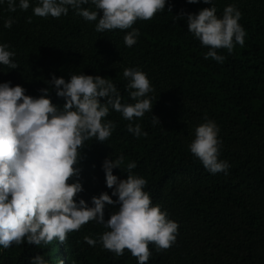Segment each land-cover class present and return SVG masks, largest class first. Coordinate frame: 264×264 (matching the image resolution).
<instances>
[{"label":"trees","instance_id":"1","mask_svg":"<svg viewBox=\"0 0 264 264\" xmlns=\"http://www.w3.org/2000/svg\"><path fill=\"white\" fill-rule=\"evenodd\" d=\"M29 4L27 11L10 12L7 0H0V44L15 53L12 61L18 65L0 64V83L20 85L25 95L38 97L40 89L51 88L53 75L65 81L73 74L98 75L111 80L122 103H135L123 70L138 68L153 89L147 94L151 112L131 121L147 136L128 132L130 122L110 107L105 120L115 124L111 136L104 143L94 138L85 142L77 165L83 188L77 202L84 199L91 206L92 196H111L102 164L105 158L123 156L113 174L126 179L127 164L135 162L132 173L147 181L144 191L153 205L179 226L170 248L158 251L149 244L147 264H264V0H166L152 19L103 32L95 30L98 21H86L71 7L59 18L38 17L32 12L38 0ZM229 5L241 12L245 43L234 44L231 53L217 50L225 57L222 63L205 59L209 49L187 30L186 14L214 6L221 18ZM83 7L95 10L91 2ZM9 18L14 22L5 28ZM133 29L139 35L128 47L124 36ZM49 96L62 108L65 101L55 90ZM152 115L159 123H153ZM205 120L219 128V159L230 164L227 174L210 173L190 152L195 129ZM116 208L105 205L104 219ZM107 230L90 221L70 232L63 244L54 239L41 246L26 240L7 249L0 246V264H31L36 255L47 264H138L127 249L116 256L100 243L90 246L84 240L98 241Z\"/></svg>","mask_w":264,"mask_h":264},{"label":"clouds","instance_id":"2","mask_svg":"<svg viewBox=\"0 0 264 264\" xmlns=\"http://www.w3.org/2000/svg\"><path fill=\"white\" fill-rule=\"evenodd\" d=\"M89 2L95 10L83 7ZM165 3L166 0H38L32 12L38 17L59 18L67 15L71 7L86 21H98L95 30L103 32L130 29L137 20H150L165 8ZM203 3L210 4V0ZM7 5L10 12L17 8L27 11L30 7L29 0H19L18 4L17 0H7ZM216 11L211 6L196 14H186V25L208 47L205 59L222 63L225 57L218 55L217 50L227 49L231 53L234 44L243 46L246 32L239 24L241 12L234 5L225 7L221 18ZM13 22L11 18L5 20L4 27L10 28ZM27 22L31 23V17ZM138 35L135 29L128 32L125 45L133 46ZM8 49L7 44H0V64L16 69L18 65L12 61L15 53ZM123 76L129 81L127 88L135 103H122L111 80L98 75L73 74L67 81L53 75L48 81L51 88L40 89L38 97L25 95L26 90L20 85L0 83V246L7 249L25 240L41 246L54 239L63 244L70 232L90 221L108 230L98 241L85 236L88 245L100 243L116 256L127 249L138 264H147L151 255L149 244L159 251L175 243L179 226L160 205H153L149 193L144 191L147 181L132 173L135 162L127 164L126 179L113 174L112 170L120 169L124 162L123 156L115 160L105 158L102 164L111 196L106 192L92 196L91 206L84 199L76 200L83 191L77 167L81 150L86 141L94 138L104 143L111 136L115 124L105 120L110 107L130 122L128 132L137 137L147 136L139 124L133 126L131 121L152 110L153 103L147 95L153 91L150 81L138 68H125ZM51 90L64 99L62 108L52 103ZM153 123H159L156 116ZM218 132L214 121L205 120L196 127L189 149L210 173L227 174L230 164L219 159ZM74 177L77 179L70 183ZM112 196L117 199L114 201ZM105 205H118L107 220ZM31 264L47 261L36 255Z\"/></svg>","mask_w":264,"mask_h":264}]
</instances>
